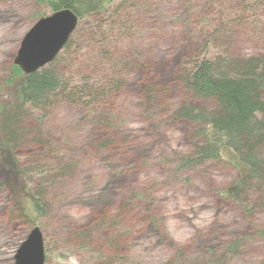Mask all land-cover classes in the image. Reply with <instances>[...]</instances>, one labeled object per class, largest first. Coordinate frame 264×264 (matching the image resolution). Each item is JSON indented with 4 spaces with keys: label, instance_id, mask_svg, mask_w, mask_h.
<instances>
[{
    "label": "rangeland",
    "instance_id": "1",
    "mask_svg": "<svg viewBox=\"0 0 264 264\" xmlns=\"http://www.w3.org/2000/svg\"><path fill=\"white\" fill-rule=\"evenodd\" d=\"M247 1V17L239 16L247 20L235 28L230 49L264 53V0H127L132 33L117 27L111 53H100L86 34L69 40L75 67L97 78L95 86H106L101 78L119 84L90 107L57 102L39 118L40 141L14 149L42 195L41 215L17 173L3 185L0 158V264H14L34 226L43 235V264H264V211L249 213L219 196L235 177L228 164L179 168L196 127L174 118L178 106L193 103L174 79L179 64L198 55L209 17L216 21ZM49 14L38 0H0L1 100L11 94L1 83L23 36ZM135 55L143 64L132 65ZM149 86L152 98L144 93ZM11 196L29 217L20 216ZM239 238L236 254L226 251Z\"/></svg>",
    "mask_w": 264,
    "mask_h": 264
},
{
    "label": "trees",
    "instance_id": "2",
    "mask_svg": "<svg viewBox=\"0 0 264 264\" xmlns=\"http://www.w3.org/2000/svg\"><path fill=\"white\" fill-rule=\"evenodd\" d=\"M38 1L45 3L50 13L70 9L78 18V29L76 27L51 62L28 74L11 63L9 73L1 83V86L12 88L6 101L0 98V158L7 172L3 185L8 188L11 174L17 173L25 192L32 195L36 216L45 210L42 195L37 191V185H29L14 149L40 141L37 139L39 118L57 102L90 107L91 102L104 98L119 84L117 79L101 78L100 81H108L106 86H95L97 78L75 67L69 53V40L78 32L89 35L102 46L99 52L107 55L112 51L110 37L114 36L117 27L127 29L129 34L133 27L128 17L127 0ZM247 3L250 2L222 15L219 13L216 21L213 17L203 18V22H207L199 40L198 55L182 60L174 73L175 81L193 103L178 106L174 118L186 120L196 127L192 150L178 156L179 168H194L207 160L228 164L234 169L235 177L229 186L219 188L218 194L251 213L259 207L264 211V53L245 56L230 49V37L235 28H241L247 20L245 17L250 8ZM240 15L245 17L241 20ZM108 57L111 62L114 60L113 56ZM140 60L135 55L132 65L143 64ZM152 92L149 86L144 93L147 98H152ZM44 171L37 170L36 174L42 176ZM37 180L39 184L43 182ZM11 198L14 206L21 210L20 216L29 217V211L18 205L13 196ZM260 233L264 234L263 231ZM234 242L235 246L224 247L232 254H236L241 239Z\"/></svg>",
    "mask_w": 264,
    "mask_h": 264
},
{
    "label": "water",
    "instance_id": "3",
    "mask_svg": "<svg viewBox=\"0 0 264 264\" xmlns=\"http://www.w3.org/2000/svg\"><path fill=\"white\" fill-rule=\"evenodd\" d=\"M77 23L70 9L39 17L23 36L13 63L25 74L45 66L62 50ZM13 259L14 264H43L44 241L38 226L29 230Z\"/></svg>",
    "mask_w": 264,
    "mask_h": 264
}]
</instances>
